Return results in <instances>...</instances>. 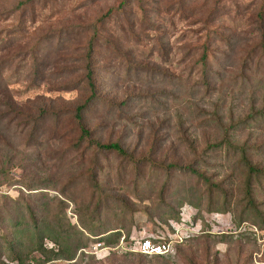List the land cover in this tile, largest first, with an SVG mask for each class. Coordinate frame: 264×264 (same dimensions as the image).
Wrapping results in <instances>:
<instances>
[{
    "label": "rangeland",
    "instance_id": "rangeland-1",
    "mask_svg": "<svg viewBox=\"0 0 264 264\" xmlns=\"http://www.w3.org/2000/svg\"><path fill=\"white\" fill-rule=\"evenodd\" d=\"M178 1L149 0L151 21L134 7L97 22L87 59L92 26L118 0H33L12 13L17 0H0V234L23 242L0 264H264V174L249 187L238 148L264 169V0ZM89 61L100 97L86 108L88 125L127 155L77 146L67 117L59 130L54 119L13 115L85 101ZM34 193L62 199L66 222L83 230L69 235L72 259L29 251L37 233L12 229L17 203ZM148 236L175 250L129 249ZM44 247L58 250L50 238Z\"/></svg>",
    "mask_w": 264,
    "mask_h": 264
},
{
    "label": "trees",
    "instance_id": "trees-1",
    "mask_svg": "<svg viewBox=\"0 0 264 264\" xmlns=\"http://www.w3.org/2000/svg\"><path fill=\"white\" fill-rule=\"evenodd\" d=\"M33 0H17L15 4H12L11 8H9L7 11L8 13L15 12L19 9H21L23 6L29 5ZM94 1V0H91ZM191 0H179L178 2L183 5H187L190 3ZM117 5H112L109 6L108 10L106 13H104L102 16H100L96 23L93 25L92 23V28H93V35L91 37V42H89V51L87 53V59L92 56L94 52V47H95V42H98L99 38L101 37V25L105 23L106 17L112 16L115 13L118 12H125L127 8H134L137 7L138 10H140L143 14V20H154L155 16L151 13V8L150 7V2L149 0H118ZM153 4V3H151ZM264 17V16H263ZM262 17V21L263 20ZM99 22L100 24H97ZM263 29V25L262 28ZM264 32V29L263 31ZM208 57H209V51H208V46L207 43L204 44V51L201 55V63L203 66H206L208 62ZM84 79V86L85 88H88L90 90V95L86 98L85 101H82L81 103L77 104L76 106L70 107V109L67 110V112H61L59 111V108H54L55 105L47 107V101H45L44 104L37 105L36 109L37 112H27L24 113L21 109H15L16 113L13 115L19 116L25 114V118L28 120V124H32L34 118L36 117L37 120L44 116L45 118L47 117L48 119H54L56 123L60 122V126L58 127L59 130H62L63 126V119L67 117L68 119H72L71 122L75 123V126L77 125V128L80 130V136L76 140L77 146H81L82 144L86 142H90L91 145L87 147V149H91L95 147V151H108V150H116L120 152L122 155H127L129 154L127 150L121 145L119 140H109L108 142H103L101 139L93 137L94 132L93 130L89 127L88 122H87V112L86 108L90 103L96 102L99 100L98 96V90L96 86V81L95 79V72L92 66V62L89 61L86 64V69H85V77ZM76 83V82H75ZM77 85H72V84H67L65 89H70L72 87H77L80 86V83H76ZM82 86V85H81ZM51 102V101H50ZM54 108L53 112H48V110ZM46 112V113H45ZM86 112V113H85ZM51 113V114H50ZM38 116H40L38 118ZM36 120V121H37ZM214 146H219V143H215ZM240 150H242L240 160L243 162L245 167L248 170L249 174V181L247 184H249L251 187L252 181L255 179H258L259 175L264 174V169L257 163H255L251 158L249 157V154L246 150V146H241L238 147ZM95 164L97 163L94 160ZM195 169V168H194ZM198 170H195V172ZM197 173V172H196ZM91 174L94 175L93 171H91ZM92 189H94L95 194L97 191H100V186L98 185V182L93 181L92 179ZM32 187V188H31ZM28 189H33V186H28ZM75 191V190H74ZM63 195L68 194L67 190L62 191ZM31 197V200L29 198L24 197L25 199V204L24 207H22L19 202L17 203L16 208H14V213L10 215V220H11V225L12 229L15 230V232L19 231L22 233V231H28L30 233H37L36 241L34 245L29 248V251L37 248L41 252H48V260L50 259H56V258H67V259H72L74 255L73 249L71 250V247L68 246L69 242L68 239L71 238L72 233L74 234H83V230L80 229V226L77 225L78 223H70L66 222L65 220V212H64V205H60L59 202H62V199L56 197V196H49L46 193H42L40 196L37 193H34L33 195L30 194L28 195ZM36 200V204L33 205V201ZM102 200V197L100 198ZM44 204V209L41 207V203ZM192 202H194L192 200ZM53 204L54 208L51 207V204ZM195 203V202H194ZM19 204V205H18ZM202 204H195V206H201ZM207 209L213 210L212 207L206 206ZM46 211V213L44 212ZM225 210V209H223ZM53 211V216L57 221H51L50 219V214L48 212ZM92 219L84 218L83 216L80 217V224L82 223V227H85V229L91 228V223ZM53 224V225H52ZM68 225V226H67ZM73 231L71 232L70 230ZM10 234L6 233L5 234H0V255L3 253L4 255L7 254V257L9 258H18L20 254L18 253L21 249L20 247L22 246L23 242L22 239L20 238H12ZM63 233V234H62ZM67 233L68 235H65ZM45 238H50L55 244L58 245V250L54 251L53 248L51 249H45L44 243H45ZM99 239H102L101 236L98 237ZM83 244L82 241H78L76 243L77 247H80ZM5 245L6 247V252L1 250L2 247ZM0 263H1V258H0Z\"/></svg>",
    "mask_w": 264,
    "mask_h": 264
},
{
    "label": "built area",
    "instance_id": "built-area-1",
    "mask_svg": "<svg viewBox=\"0 0 264 264\" xmlns=\"http://www.w3.org/2000/svg\"><path fill=\"white\" fill-rule=\"evenodd\" d=\"M101 248V251L96 252V254L100 256H106L109 253V248L102 246L101 243L95 245V248ZM131 251H138L143 254L152 253V254H166L169 253L174 249L172 242L167 244H161L157 242V240L153 239L152 237L143 238L137 242H135L132 247L129 248Z\"/></svg>",
    "mask_w": 264,
    "mask_h": 264
}]
</instances>
